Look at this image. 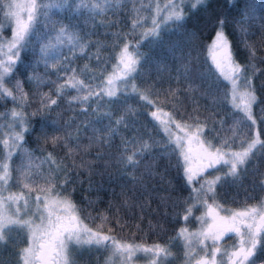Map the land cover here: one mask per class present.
Wrapping results in <instances>:
<instances>
[{"label":"trees","instance_id":"16d2710c","mask_svg":"<svg viewBox=\"0 0 264 264\" xmlns=\"http://www.w3.org/2000/svg\"><path fill=\"white\" fill-rule=\"evenodd\" d=\"M165 1L124 0L123 7L99 14L87 9L74 12L68 8H53L47 15L41 14L35 37L22 50L7 84L12 88L20 81L28 99L26 102H14L10 98H0V111L16 108L33 129L25 133L20 147L13 152L10 161L13 180L9 190L21 191L16 184L18 173L15 169L22 164L27 165V153H31L32 171L45 173L56 167L47 160L48 154L52 153L61 169L68 173L70 182L64 195L71 194L72 201L90 228L97 230L101 225L100 217L106 216L107 221L99 229L104 234L122 242L168 246L173 253L168 264H178L181 245L179 239L173 238L180 228L198 225L196 217L202 214L204 207L198 205L188 221L183 219L185 209L192 203L189 199L193 194L192 188H198L199 183H187L183 167L178 166L179 154L173 151L175 145L168 143V136L151 113L162 109L177 121L203 124L206 126V139L215 146L229 139L231 150L246 146L257 132L264 140V0H234V6H230L227 0H207L205 6L196 10L186 4L184 20L162 24L158 37H148L137 45L144 29L152 26L154 7L157 4L163 7ZM74 2L69 0V3ZM137 9H140L138 13ZM0 18H3L2 7ZM134 18L140 19L141 24L136 29L132 27ZM220 19L224 20L223 29L231 43L234 59L247 67L246 75L252 78L257 96L252 110L256 125L244 119L243 113L225 99L230 90L229 83L209 59L208 47ZM61 25L78 32L85 42L91 43L83 52L79 48L70 51L71 46L66 39L64 43L56 40V30ZM8 33L9 27L2 30V37L5 39ZM114 33L122 34L118 41ZM125 35L127 41L136 46L140 62L132 78L120 84L115 97L109 99L101 95L80 102L71 100L73 96L84 94L75 89H67L66 94H56V84L64 83L68 76L73 75V69L80 79L99 92L104 87V78L115 64L116 53L125 42ZM49 41L53 47L46 67L44 62H37L39 43ZM114 41L118 45L115 48L112 47ZM245 43L255 49L254 60H250ZM53 63L57 65L55 68L51 66ZM35 76L41 77L44 83L29 79ZM132 84L136 85L138 92L133 91ZM172 90H175L174 96ZM44 93L56 99L57 103L33 115L40 109ZM140 93L147 94L153 103L141 100ZM121 116L124 120L117 125L116 121ZM237 121L242 122L237 124ZM234 125L236 135L232 131ZM41 126L45 127L49 137H65L68 145L76 149V163L83 159L88 167H73L64 140L55 146L50 141L45 143L42 138L37 140ZM109 128L114 131L108 143L90 142L94 136H107ZM143 141H147L150 148L137 153L136 166L122 164L121 154H131L141 147ZM84 147L88 149L86 152ZM218 169H211L205 175L212 179L228 171L221 166ZM64 170L56 172L57 187L65 177ZM262 181L264 148H258L239 169L238 178L227 177L217 185L215 199L231 209L257 204L264 199ZM25 244V232H11L8 243L0 245V264H18L19 251ZM109 252L103 247L73 244L71 262L111 264ZM137 260L150 262L144 253H139ZM256 264H264V251L258 253Z\"/></svg>","mask_w":264,"mask_h":264},{"label":"snow or ice","instance_id":"6c2138e0","mask_svg":"<svg viewBox=\"0 0 264 264\" xmlns=\"http://www.w3.org/2000/svg\"><path fill=\"white\" fill-rule=\"evenodd\" d=\"M227 2L230 6H234V0H227ZM206 3L207 0H167L163 7L157 4L154 15L151 17L152 26L144 29L140 40L136 42L137 45L148 37H158L162 24L184 20L186 4H190L192 10H196L198 7L205 6ZM123 6L124 0H75L74 3H69V0H48L47 3L44 0H0V7L3 9V18H0V98H10L14 102H26L28 99L20 81H17L12 88H9L7 84L20 60L22 50H25L35 37L41 14L47 15L48 10L53 8H68L74 12L87 9L99 14ZM136 11L138 13L140 9ZM218 23L215 38L209 46L212 65L231 85L225 99L234 109L243 113L244 119L256 125L257 121L252 110L257 103V96L252 85V78L246 75L247 67L238 63L233 57L231 43L223 29L224 20L220 19ZM140 26V19L134 18L133 29ZM8 27H11L12 35L10 39H4L2 30ZM56 31L57 42L64 43L66 39L71 46L70 51L79 48L83 52L91 43V41L85 42L84 37L78 32L70 31L64 25ZM113 35L118 41L122 34L114 33ZM124 39L125 42L116 53L114 70L104 78L105 87H101L99 92L95 91L91 84L80 79L75 74L76 69H73V75L68 76L64 83L56 84V94H66L67 89H75L78 93L84 94L73 96L71 100L80 102H86L94 96L104 95L109 99L115 97L120 84L132 78L140 62V54L136 46L127 41L126 35ZM117 46L114 41L112 47ZM52 47L53 44L50 41L39 43L38 63L42 61L46 67L48 66L47 57ZM245 47L249 49L250 60H254L255 49L247 43ZM97 59H101L99 48ZM51 66L55 68L57 65L53 63ZM87 68L86 65L85 69ZM33 78L38 84L44 83L39 76L29 77L30 80ZM132 89L134 92L139 91L135 84H132ZM171 94L174 96L175 90H172ZM140 99L146 100L149 104L153 103L145 93H140ZM40 103V109L33 115L51 108L57 100L51 98L48 93H44L41 95ZM0 115L9 121L7 125H0V127L8 128L7 134H0L3 137L0 138V144L7 149V153L0 156V245L8 243L10 233L13 231L27 233L28 243L19 251L18 264H72L71 245L73 244L103 247L105 250H110V259L118 257L120 264H131L138 253H144L149 258L150 264H168L169 258L173 255L168 246L122 242L112 235L104 234L99 229L107 221L106 216L100 217L101 225L97 230L90 228L81 217L80 209L72 201L71 194L64 195L70 180L67 170L61 169L60 163L55 160L52 153L48 154L47 160L56 167L49 168L46 173L39 170L32 171L34 166L31 153H27V165L22 164L15 169L18 173L15 177L16 184L21 191L18 193L8 191L11 187L10 181L13 180V169L10 163L13 152L20 147L25 133L33 129L28 126L23 113L16 108H13L10 114ZM151 115L168 136V143L175 145L173 151L179 154L178 166L183 167L187 183L189 185L199 183L198 188H192L193 194L189 197L192 203L185 209L183 219L188 221L198 205L206 209L201 216L196 217L201 225L197 231L193 232L187 227H182L173 238L183 241L186 264H192L193 260L195 264H256L258 253L264 251V200L242 209H231L220 204L215 199V193L217 185L222 180L227 177L238 178L239 169L247 163L258 148H264V140L261 139L260 133L257 132L241 150L232 151L229 139H224L220 146H215L212 141L206 139L204 137L206 126L203 124L177 121L170 113L162 109L152 112ZM123 120L124 117L121 116L116 124L119 125ZM241 122L237 121V124ZM172 125H175L179 132L174 131ZM17 128L19 131H16ZM113 131L114 129L109 128L107 136H94L90 138V142L106 144ZM232 131L233 135H236L235 125ZM40 133L37 140L42 138L45 143L50 141L54 146L62 140L65 141V147L68 148L67 155L73 160L74 168L88 167L83 159L79 164L76 163L74 159L76 149L68 145L65 137H49L44 126H41ZM149 148L148 142L143 141L141 147L131 154L125 156L122 153L120 162L135 167L138 163L137 153ZM83 150L86 152L88 149L84 147ZM218 165L229 166L228 171L208 179L205 173L211 169L219 171ZM61 170L65 171V177L57 187L56 172ZM261 183L264 184V181ZM5 192L8 194L5 195ZM33 192L37 193L34 199ZM37 217L39 222L36 220ZM233 234L236 242L230 247H223L222 242ZM200 252L203 255H199Z\"/></svg>","mask_w":264,"mask_h":264},{"label":"rangeland","instance_id":"374dc122","mask_svg":"<svg viewBox=\"0 0 264 264\" xmlns=\"http://www.w3.org/2000/svg\"><path fill=\"white\" fill-rule=\"evenodd\" d=\"M167 2V0L164 2V4ZM155 8H156V6L154 7V11H155ZM11 35H12V32H11V27H9V33H8V35H7V37L5 38V39H10L11 38ZM216 35V34H215ZM215 35H214V37H213V39H212V41H211V43H210V45L212 44V42H213V40H214V38H215ZM209 45V46H210ZM208 56H209V47H208ZM209 59H210V56H209ZM210 61H211V59H210ZM115 63H116V61H115ZM115 65V64H114ZM113 65V66H114ZM113 67H112V69H111V71L109 72V73H111V72H113ZM108 73V74H109ZM108 76V75H107ZM104 87H105V85H104ZM230 87H231V85L229 84V89H230ZM158 109H156V110H154V111H157ZM153 111V112H154ZM10 112L11 111H5V110H3V111H0V114H10ZM165 112V111H164ZM8 119H5V118H3L2 117V115H0V125H7L8 124ZM158 122V121H157ZM159 123V122H158ZM161 126V125H160ZM172 128H173V130L174 131H177V132H179V130L178 129H176L175 128V125H172ZM16 131H19V128H17L16 129ZM7 132H8V128L7 127H0V134H7ZM179 134H181V135H183V133H179ZM253 136H254V134H253ZM0 138H3L2 136H0ZM1 146H2V154H1V156H3L4 154H6L7 153V149H5L4 148V146H3V144H0ZM239 150H241V149H235V150H232V151H239ZM218 166H221V167H224L226 170H228V167L229 166H225V165H218ZM217 166V167H218ZM8 191H10V192H20V191H13V190H8ZM8 193L7 192H5V195H7ZM35 196L36 195H32V197H33V199L35 198ZM264 200V199H263ZM206 211V209L205 208H203V211H202V214L204 213ZM202 214H200L199 216H201ZM36 220H37V222H39V220H38V217L36 218ZM201 227V225H200V222L198 221V225H196V226H194L193 228H188L190 231H193V232H195V231H197L199 228ZM26 233V232H25ZM235 237V236H234ZM180 242H181V245H182V248H181V252H182V255H183V259L181 260V262L179 263V264H186V260H185V255H184V252H185V249H184V245H183V241L182 240H180ZM27 243H28V237H27V233H26V244H25V246H27ZM25 246H23V247H25ZM199 255H203V253L202 252H200L199 253ZM110 256H111V252H109V257H108V260L111 262V264H120V260H119V258L118 257H115V258H112V259H110ZM137 258H139V253L137 254ZM194 261V260H193ZM192 261V262H193ZM131 264H150V262H144V261H139V260H137V262H135V261H131Z\"/></svg>","mask_w":264,"mask_h":264},{"label":"flooded vegetation","instance_id":"af4514ba","mask_svg":"<svg viewBox=\"0 0 264 264\" xmlns=\"http://www.w3.org/2000/svg\"><path fill=\"white\" fill-rule=\"evenodd\" d=\"M236 242V238L234 237V234L228 238H226L222 243H225V247H230L231 245H233L234 243ZM180 245H181V242H180ZM181 248H182V245H181ZM179 262L178 264L181 262V260L183 259V255H182V252L180 250L179 252ZM133 261L137 262V256L133 258ZM192 264H195V261L192 262Z\"/></svg>","mask_w":264,"mask_h":264}]
</instances>
